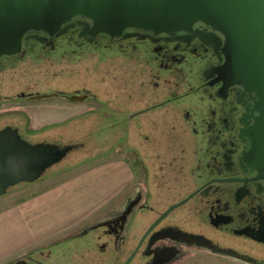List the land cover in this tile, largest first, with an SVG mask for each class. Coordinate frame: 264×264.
Returning <instances> with one entry per match:
<instances>
[{
	"label": "flooded vegetation",
	"instance_id": "af4514ba",
	"mask_svg": "<svg viewBox=\"0 0 264 264\" xmlns=\"http://www.w3.org/2000/svg\"><path fill=\"white\" fill-rule=\"evenodd\" d=\"M81 31L28 34L0 58V130L75 145L74 158L123 156L133 184L73 234L4 264H175L196 254L264 264V182L245 163L248 103L221 78L214 48L198 37ZM53 103L84 110L47 118Z\"/></svg>",
	"mask_w": 264,
	"mask_h": 264
},
{
	"label": "water",
	"instance_id": "95a60500",
	"mask_svg": "<svg viewBox=\"0 0 264 264\" xmlns=\"http://www.w3.org/2000/svg\"><path fill=\"white\" fill-rule=\"evenodd\" d=\"M77 25L83 37L150 34L211 45L223 61L221 78L248 103L245 163L264 182V0H0V58L17 55L28 34L52 38ZM74 150L31 145L16 130H0V198L38 182Z\"/></svg>",
	"mask_w": 264,
	"mask_h": 264
},
{
	"label": "crops",
	"instance_id": "0c3cea01",
	"mask_svg": "<svg viewBox=\"0 0 264 264\" xmlns=\"http://www.w3.org/2000/svg\"><path fill=\"white\" fill-rule=\"evenodd\" d=\"M111 156L113 157H104L101 159L87 158L89 162L71 172H113L116 175L121 172H127L129 179L123 184L122 188L129 186L132 181L130 174L133 172L129 161L123 156ZM87 159L81 158L78 160L85 161ZM69 180L49 184L39 192L34 191L27 196H20L22 198L18 200L0 199L1 226H11L20 221L25 225H29L25 226L26 230L24 233H19L15 237L8 235L4 238L0 233V248H2V242L23 236L20 241L14 243L17 245V250H19L18 253L9 255V258L17 257L23 251L40 247L46 242L63 239L73 234L85 224L95 220V217H99L100 212L108 204L110 205L113 200L119 199L125 191L121 188L120 191L108 195L95 194L84 197L78 195L84 189V185L81 183L82 178H76L75 181ZM38 182L28 186H33ZM58 192L60 194L62 193L64 197L63 202L55 198ZM8 210L10 212L7 214L6 212ZM15 210H20L22 213L27 212V215L15 219L11 216ZM40 215L45 218L37 219ZM6 254L0 250V258L6 256Z\"/></svg>",
	"mask_w": 264,
	"mask_h": 264
},
{
	"label": "rangeland",
	"instance_id": "374dc122",
	"mask_svg": "<svg viewBox=\"0 0 264 264\" xmlns=\"http://www.w3.org/2000/svg\"><path fill=\"white\" fill-rule=\"evenodd\" d=\"M52 105L53 106L51 109L48 108L46 116H47V118L52 117V118H56L57 120H61L62 118H65L66 116L71 115L70 113L77 114L78 112L80 113L82 110H84L83 106L77 105V106L71 108V110L68 111V113H67V109L66 108L61 109L60 106H58L59 104L53 103ZM6 109L7 108H4L2 110H6ZM42 117H44V115H42ZM80 133L82 134V131ZM111 152H114V147H112L110 149L109 153H111ZM73 155L74 154L68 155L60 164H58V165L54 166L53 168H51L50 170H48L45 175H48L51 173V171L58 170L59 168H62V167H64L66 170L61 171V172H55L53 175H49L46 177L43 176V179L40 180L37 184H35L33 186L21 185V186L15 187L6 196L3 197L4 200H10V199L11 200H15V199L18 200L19 198H22L20 196H27L29 194H32V192H34V191L39 192L40 190H42L44 187H46L49 184H54L57 182L58 183L63 182L67 179L68 180L70 179L69 181H75L76 178H82L81 183H82V185H84V189L82 190V193L78 194V195H81L84 197L87 195L92 196L95 194L96 195H104V194L108 195V194L120 191L123 184L129 179V175H127V172H121L118 175H116L113 172H71L72 170L78 169L81 167V165H84L85 163L89 162V160L87 159L83 162H79L78 160H75V161L69 163L71 158L73 157ZM104 157H113V156H111V155L100 156L99 155L98 157H96L94 159H101ZM75 163H76V165L69 167ZM130 166H132L131 163H130ZM130 175H131L130 176L131 180H133L134 177H133L132 173ZM132 184H133V181H131L129 186H127V187L124 186L122 188V190H125L123 192V194L131 189ZM121 196L119 197V199L113 200V202L110 205L108 204L100 212V214L98 213L99 216L103 212H105L109 207L115 205L117 201H120ZM55 198L61 202L64 201V197H63L62 193L60 194L58 192ZM9 212H10V210H8L6 213L8 214ZM24 215H27V212L22 213L20 210H15L14 214H12L11 216L14 217L15 219H17V218H21V216L23 217ZM46 217H47V215H46ZM44 218L45 217H41V215H40V217L37 219H44ZM95 219H96V217H95ZM1 225H2V222H0V226ZM26 225L29 226L28 224H26ZM26 225L21 221L15 223V224H12L11 226L3 225L0 227V233H1V235H3L4 238H5V236H8V235L15 237V236H17V234L25 232V230H26L25 226ZM22 237L23 236H21L19 238H13L9 241H5V242L1 243V245H2L1 246L2 248H0L1 252L7 253V254H6V256H2L0 258V264H4V263L8 262L9 260H11L12 258H9V255H14L16 252L18 253L19 250H17V248H16L17 245L14 243L16 241H20L22 239ZM24 252L25 251H23L22 253H24ZM175 264H231V263L219 261V260H216V259L211 258L209 256H205L203 254H200V255L196 254V255H193V256L186 258V259L182 260L181 262H178Z\"/></svg>",
	"mask_w": 264,
	"mask_h": 264
},
{
	"label": "trees",
	"instance_id": "16d2710c",
	"mask_svg": "<svg viewBox=\"0 0 264 264\" xmlns=\"http://www.w3.org/2000/svg\"><path fill=\"white\" fill-rule=\"evenodd\" d=\"M81 158H83V157H78V158H74V157H72L69 163H71V162H73V161H75V160L81 159ZM78 161H79V162H83L84 160H78ZM79 162H78V163H79ZM74 165H76V163H75V164H72V165L69 166V167H72V166H74ZM64 170H66L64 167L59 168L58 170H53V171H51L50 174L45 175V177H46V176H49V175H53L55 172H61V171H64ZM42 179H43V178H41L40 180H42ZM40 180H39V181H40ZM20 186H21V185H20ZM25 186H26V185H25ZM11 190H13V189H10L9 192H10ZM9 192H8V193H9Z\"/></svg>",
	"mask_w": 264,
	"mask_h": 264
}]
</instances>
